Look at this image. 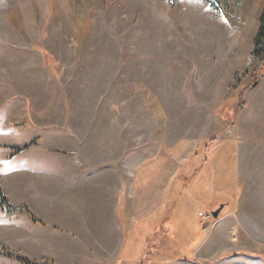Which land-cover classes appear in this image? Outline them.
I'll list each match as a JSON object with an SVG mask.
<instances>
[{
  "label": "rangeland",
  "instance_id": "1",
  "mask_svg": "<svg viewBox=\"0 0 264 264\" xmlns=\"http://www.w3.org/2000/svg\"><path fill=\"white\" fill-rule=\"evenodd\" d=\"M210 2L0 0V186L8 202L3 156L61 128L82 140L88 160H122L124 170L134 163L120 208L146 215L168 196L183 210L197 238L187 248L173 238L167 256L192 254L213 211L245 208L258 223L241 228L263 241L264 264V57L254 55L264 0ZM113 128L124 133L118 146ZM15 214L0 207V227ZM8 254L37 263L0 240V264H25Z\"/></svg>",
  "mask_w": 264,
  "mask_h": 264
},
{
  "label": "crops",
  "instance_id": "2",
  "mask_svg": "<svg viewBox=\"0 0 264 264\" xmlns=\"http://www.w3.org/2000/svg\"><path fill=\"white\" fill-rule=\"evenodd\" d=\"M165 90H160L159 95L165 94ZM108 115L110 121L118 118L117 115ZM52 129H48V133ZM54 131L59 134L47 135L53 138L46 137L43 144L2 158L4 164L11 167L4 180L1 179L10 202L16 206H27L39 220L35 222L28 214L22 213L2 223L0 240L10 248H19L23 256L38 264L263 263L262 253L258 251L263 247V241H253L250 234L242 230L258 223L253 219L257 216L256 210L245 208L225 209L228 214L223 212L206 223L202 229L210 228V236L205 235L190 251L192 254L174 258L167 256L173 238L180 239V243L185 242L186 248L197 238L196 233H187L182 219L183 210L173 208V199H167L168 196L163 209L162 206L154 208L146 215L136 206L120 208L123 177L128 173L129 177L134 175V163H131L129 172L128 167L124 170L122 160L104 163L88 160L80 138L74 135L66 137L61 128ZM111 132L108 136L114 135L118 146L119 132L121 138L124 133L115 128ZM138 149L137 146L136 151ZM238 206L239 202L236 208ZM201 212L198 213V224L203 223L199 219ZM204 248L211 250V257L198 256ZM224 249L237 251L217 261L216 257Z\"/></svg>",
  "mask_w": 264,
  "mask_h": 264
},
{
  "label": "trees",
  "instance_id": "3",
  "mask_svg": "<svg viewBox=\"0 0 264 264\" xmlns=\"http://www.w3.org/2000/svg\"><path fill=\"white\" fill-rule=\"evenodd\" d=\"M203 1H205L207 3H211L210 1H212V0H203ZM254 55L256 57H260V56H262V58L264 57V11L260 17V27H259L258 34H257L256 40H255ZM26 147H28V146H25V148ZM16 149H17V151L19 150V148H16ZM0 196L3 198V201H4L3 204H0V207H3V205H6L7 212L11 213L14 211H21L22 213L29 214L33 221H35V222L38 221L31 214V212L27 206H21V207L12 206V204H10L8 202V198L4 195L1 186H0ZM7 256L13 257L16 260H18L22 263H25V264H37V263H33V262L29 261L28 259L20 257V256H14L11 254H8Z\"/></svg>",
  "mask_w": 264,
  "mask_h": 264
},
{
  "label": "water",
  "instance_id": "4",
  "mask_svg": "<svg viewBox=\"0 0 264 264\" xmlns=\"http://www.w3.org/2000/svg\"><path fill=\"white\" fill-rule=\"evenodd\" d=\"M221 208H222V207H220L218 210L212 212V214H213V216H214L215 218H217V217L219 216V213H220V211H221Z\"/></svg>",
  "mask_w": 264,
  "mask_h": 264
}]
</instances>
